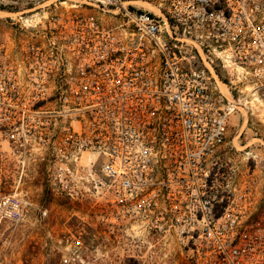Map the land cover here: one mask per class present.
<instances>
[{
  "label": "built area",
  "instance_id": "2783aa9c",
  "mask_svg": "<svg viewBox=\"0 0 264 264\" xmlns=\"http://www.w3.org/2000/svg\"><path fill=\"white\" fill-rule=\"evenodd\" d=\"M33 1L57 10L41 15L43 40L24 47L23 90L0 56V138L26 151L58 124L63 189L84 180L113 215L155 229L169 214L185 264H264L262 229L247 230L224 184L231 108L193 68V54L210 70L215 56L234 79L263 84L264 0L0 4Z\"/></svg>",
  "mask_w": 264,
  "mask_h": 264
},
{
  "label": "rangeland",
  "instance_id": "374dc122",
  "mask_svg": "<svg viewBox=\"0 0 264 264\" xmlns=\"http://www.w3.org/2000/svg\"><path fill=\"white\" fill-rule=\"evenodd\" d=\"M25 9L0 4V56L8 64L2 73L10 75V65H16L21 90L24 47L43 40L48 25L40 9L33 17L21 13ZM213 58L210 70L193 54V68L204 71L210 88L231 108L221 155L224 184L237 197L243 225L252 231L260 226L264 240V83L234 79ZM57 129L52 126L45 143L33 138L26 151L0 138V264H185L182 238L169 226V214L166 228L155 229L113 215L106 197L84 180L61 187L55 180ZM81 162L79 174L87 169L86 156Z\"/></svg>",
  "mask_w": 264,
  "mask_h": 264
},
{
  "label": "flooded vegetation",
  "instance_id": "af4514ba",
  "mask_svg": "<svg viewBox=\"0 0 264 264\" xmlns=\"http://www.w3.org/2000/svg\"><path fill=\"white\" fill-rule=\"evenodd\" d=\"M49 5H48V3L46 2H43V1H33V2H30V3H28L27 5H26V9L25 10H23L21 13H31V14H29V16L30 17H33V16H35L36 14H39V12L37 11V10H39L40 9V12L42 11V12H45L46 10H45V8L47 7L48 9L47 10H57V7L56 8H54L53 6H50V7H48ZM33 11H36L37 13L36 14H34V13H32Z\"/></svg>",
  "mask_w": 264,
  "mask_h": 264
}]
</instances>
